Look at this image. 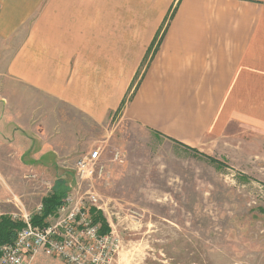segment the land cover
<instances>
[{
  "label": "crops",
  "instance_id": "crops-1",
  "mask_svg": "<svg viewBox=\"0 0 264 264\" xmlns=\"http://www.w3.org/2000/svg\"><path fill=\"white\" fill-rule=\"evenodd\" d=\"M0 51V81L15 93L96 124L120 109L198 151L264 137V0H0ZM24 111L5 107L1 124L19 126ZM30 114L39 123L47 109ZM15 146L21 161L29 148ZM46 147L22 167L40 173L41 157L56 154Z\"/></svg>",
  "mask_w": 264,
  "mask_h": 264
},
{
  "label": "rangeland",
  "instance_id": "rangeland-1",
  "mask_svg": "<svg viewBox=\"0 0 264 264\" xmlns=\"http://www.w3.org/2000/svg\"><path fill=\"white\" fill-rule=\"evenodd\" d=\"M13 86L0 81V118L5 107L27 111L19 129L16 119L0 121L1 216L35 215L61 182L64 196H97L108 233L121 241L115 264H264L263 136L221 138L198 151L133 125L120 109L96 124ZM37 105L47 109L39 123L30 114ZM19 142L29 148L21 161ZM42 145L55 156L41 157L40 173L23 168ZM98 148L101 173L79 187L75 164ZM33 264L65 263L38 256Z\"/></svg>",
  "mask_w": 264,
  "mask_h": 264
},
{
  "label": "built area",
  "instance_id": "built-area-1",
  "mask_svg": "<svg viewBox=\"0 0 264 264\" xmlns=\"http://www.w3.org/2000/svg\"><path fill=\"white\" fill-rule=\"evenodd\" d=\"M101 157L98 148L76 162L74 176L79 187L101 173ZM41 210L42 206L38 207L35 215H40ZM90 210L101 213L97 196L87 191L64 196L42 226L32 223L33 215L9 216L21 228L13 242L0 246V264H33L38 256L56 258L65 264H115L121 241L113 231L101 235L100 225L93 223Z\"/></svg>",
  "mask_w": 264,
  "mask_h": 264
},
{
  "label": "trees",
  "instance_id": "trees-1",
  "mask_svg": "<svg viewBox=\"0 0 264 264\" xmlns=\"http://www.w3.org/2000/svg\"><path fill=\"white\" fill-rule=\"evenodd\" d=\"M64 194L65 193H57L55 189L54 192L52 191L51 194H48L46 197H44L41 201L42 210L40 212V215H33L32 223L35 226H42L44 220L48 216L54 214L56 208L60 205ZM89 213L94 224H101L99 231L100 234L105 235L106 233H108V228L106 226V223H104L101 214L99 212H95L94 210H90ZM20 228V223L12 222L8 217H2L0 221V246L13 242L15 234Z\"/></svg>",
  "mask_w": 264,
  "mask_h": 264
}]
</instances>
